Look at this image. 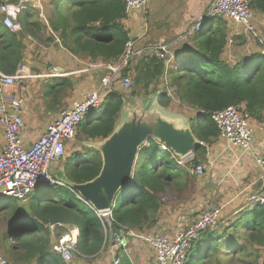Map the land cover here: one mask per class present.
<instances>
[{
	"label": "trees",
	"instance_id": "16d2710c",
	"mask_svg": "<svg viewBox=\"0 0 264 264\" xmlns=\"http://www.w3.org/2000/svg\"><path fill=\"white\" fill-rule=\"evenodd\" d=\"M50 4L51 14L43 12L47 25L31 5L24 17H17L20 31H10L0 22L2 72L13 74L23 63L26 34L37 37L39 31L47 29L78 58L103 64L120 60L129 39L121 22L125 16L123 0H50ZM249 6L254 30H234L235 26L223 18H209L206 27L194 31L189 42L173 43L164 58L147 56L144 67L134 74L128 62L116 85L122 87V77H127L131 86L107 93L102 104L89 111L77 126L76 135L81 140L102 139L118 122L126 96L158 91L160 106H176L187 114L191 130L201 142L192 151V161L183 167L168 149H161L162 145L152 138L146 140L137 153L129 184L115 196L110 223L115 231L151 228L171 194L193 188L190 163H203L206 147L219 136L211 118L213 112L244 104L250 116L264 124V0H249ZM30 10L32 13H27ZM49 39L54 40L52 36ZM50 82V89L56 91L74 86L67 78ZM79 154L77 162L68 157L63 166L66 178L75 183L92 179L101 168L97 151L82 147ZM38 191L40 199L29 215L17 200L0 196V222L8 224L7 229L0 230V252L13 264H65L53 244L67 232L62 227L67 225L79 230V252L96 254L109 228L104 231L102 218L93 208L66 187L46 186ZM263 251L264 205L252 203L234 219L220 220L204 229L192 240L184 264H229L235 259L264 264Z\"/></svg>",
	"mask_w": 264,
	"mask_h": 264
},
{
	"label": "crops",
	"instance_id": "0c3cea01",
	"mask_svg": "<svg viewBox=\"0 0 264 264\" xmlns=\"http://www.w3.org/2000/svg\"><path fill=\"white\" fill-rule=\"evenodd\" d=\"M34 1L39 3V7H34L38 11V17L47 25V20L43 16V12L45 11V14L48 15L52 11L50 0ZM153 1H155V4H151V0H148L145 11H135L129 20L122 21L125 29L128 31V37L135 42L136 46L160 41H173L174 46L179 43L185 44L189 42L192 39L191 36L193 37V32H190L191 26L204 13L209 3V0ZM2 3L11 5L8 8V13L15 20H17L18 16L24 17L28 10L18 11L15 7L18 4V0H0V4ZM27 13H32V11L30 10ZM160 15L166 16L167 20L169 19L168 25L163 23ZM2 16L0 12L1 23ZM251 17L254 19V15H251ZM258 21H261V19ZM228 23L231 26H235L229 21ZM241 28L243 27H233L234 30ZM50 36L54 40L49 39ZM58 42L56 34L50 33L48 29L39 31L37 37L29 34L24 36L25 49L23 63L18 67H22L25 72L29 73L30 77L25 78L20 83H16L12 87V90L22 98L21 113L24 126L21 137L25 146H29L35 138L41 135L46 124L54 120L61 110L69 107L73 100L82 99L88 92L97 89L100 86L101 78L107 74L105 64L101 62L91 63L88 60L78 58ZM146 57L145 55L131 61L129 68L132 74L136 73V69L144 67L147 61ZM86 64H88L86 67L87 71H80V73L74 72L75 70L85 69L84 66ZM90 65L92 67H89ZM52 67L63 69V72L67 74L64 76H50L49 73ZM61 78L71 80L74 83L72 89L64 88L57 91L50 89V81ZM131 96H126L125 98ZM178 113L187 116L185 113ZM261 130L258 132L257 127L254 128V141L247 150L230 146L220 135L213 144L206 147L205 161L202 164L204 165V170L207 171H205V177L208 176L211 183H214L213 190L216 199L219 196L217 190L220 193L231 191L229 186L233 185V179L229 177L234 175L238 170L239 172H237L235 178H239L240 184L245 191L254 183L259 186L261 192L264 190L262 173L255 163L256 156H264V125ZM2 143L3 138L0 130V146ZM67 145L68 143L66 142V147ZM190 156L193 155L190 154ZM187 158L183 162L189 161L192 157ZM59 160L54 162L50 169L51 175L55 178L59 177L60 170L63 169L64 165V160L63 163ZM57 164L59 165L57 166ZM252 168L258 171V177H249L248 171H251ZM208 184L210 185V183ZM246 195L247 193H244L243 197L239 196L235 198L231 196L230 198L228 197L229 199L227 198V201L230 200V203L226 207L225 213H229L226 219H234L236 215L245 212L250 206L244 208L246 205L244 203ZM224 200L226 201L225 197H221L219 204ZM233 202L239 204L243 202L244 205H239L235 208ZM178 212H180L178 216L166 219L161 208L158 215L159 220L157 219L154 226L149 229H144V231L119 230L114 233L111 230L112 228H109L106 232V237H104L102 247L96 254L75 257L73 262L74 264H153L155 262V255L151 247L137 237L129 234L128 231L145 233L149 236L162 234L167 237H172L178 229L191 224L195 220H189L186 214L182 216L181 208L178 209ZM62 227L66 231L70 228L67 225H63ZM50 228L52 229L53 226ZM51 237L53 238V235Z\"/></svg>",
	"mask_w": 264,
	"mask_h": 264
},
{
	"label": "built area",
	"instance_id": "2783aa9c",
	"mask_svg": "<svg viewBox=\"0 0 264 264\" xmlns=\"http://www.w3.org/2000/svg\"><path fill=\"white\" fill-rule=\"evenodd\" d=\"M123 1L125 3V16L121 22L129 20L135 11H145L148 5V0ZM28 5L39 7V3L34 0H18L15 7L18 11H25ZM9 6L11 5L7 3L0 4V12L3 15L2 24L10 31H20V22L8 13ZM214 17L223 18L235 26H242L246 30H253L250 23L249 0H209L204 13L191 26V32L201 30L208 19ZM172 44L173 41H160L136 46L135 42L129 38L120 60L115 64L104 65L107 74L101 78L100 86L88 92L82 99L73 100L69 107L61 110L54 120L46 124L42 134L35 138L29 146L24 145L21 137L24 126L21 113L22 98L14 93L12 87L30 75L22 67H18L13 74H7L0 70V130L3 138V143L0 146V196L24 201L32 191H38L39 188L46 186L66 187L75 193L64 181L53 177L50 173L52 164L64 156L66 142L74 138L77 126L86 114L97 109L102 104L105 95L115 89L117 79L121 78V69L128 62L145 55L158 60L162 59L166 54H169ZM51 70L50 76L67 74L58 71L56 67H52ZM80 71L84 72L87 69L75 70L74 72L80 73ZM131 83L130 79L122 77L121 85L125 90L131 86ZM211 118L219 135L230 146L239 147L243 150L251 147L254 141V126L252 117L245 109L244 104L229 105L213 112ZM160 148L165 150L162 146ZM188 156L179 159V161ZM191 157L193 158V156ZM191 159L187 162H191ZM255 163L263 177L264 156H256ZM190 171L201 174L204 171V165L202 163H190ZM251 199L254 203H264V198H259V196H252ZM95 212L102 218L103 223L106 219L103 225L105 231V224L110 225L112 210ZM219 219L220 209L214 208L198 215L191 224L178 229L172 237L162 234L149 236L133 231H128V233L151 247L155 255L153 264H184L185 255L192 240L196 239L204 229L214 226ZM78 235V228L70 227L53 244L54 252L61 257L65 264H74V258L82 256L77 247ZM116 239L118 240V238ZM0 264L11 263L0 255Z\"/></svg>",
	"mask_w": 264,
	"mask_h": 264
},
{
	"label": "water",
	"instance_id": "95a60500",
	"mask_svg": "<svg viewBox=\"0 0 264 264\" xmlns=\"http://www.w3.org/2000/svg\"><path fill=\"white\" fill-rule=\"evenodd\" d=\"M148 138L157 141L177 159L192 154L194 147L201 144L191 130L188 117L160 106L156 93L131 96L123 100L118 122L109 135L82 140L84 148L97 151L101 157L98 174L86 182L75 183L61 169L57 178L95 211L112 210L115 196L129 184L137 153ZM111 230L116 232L114 228Z\"/></svg>",
	"mask_w": 264,
	"mask_h": 264
},
{
	"label": "rangeland",
	"instance_id": "374dc122",
	"mask_svg": "<svg viewBox=\"0 0 264 264\" xmlns=\"http://www.w3.org/2000/svg\"><path fill=\"white\" fill-rule=\"evenodd\" d=\"M151 4H155V1L151 0ZM160 17L162 18L163 23L168 25L167 23H169V19L167 20V17L163 16V15H160ZM251 20H252V17L250 19V23L252 24ZM205 25L203 28L206 27ZM190 32H191V28H190ZM192 34H194V33H192ZM169 35H171V34H169ZM191 38H192V36H191ZM150 58H154V57H150ZM87 66H88V64H86L84 67L86 68ZM115 89H122V87L118 83V85H115ZM154 93L157 94L158 91H155ZM173 104H174V102L172 103V105ZM169 110H171L172 112H176V113L179 112V110L176 106L169 107ZM252 123L255 124L253 126H254V128L257 127L258 132L262 131L261 129H263L264 124L259 123L257 120H255L253 118H252ZM76 136L77 135H75V138L72 141L67 142L68 145L66 147L65 154L59 160L61 163H63V160H66V158H68V157H69V159H72L73 163L79 159V157H80L79 153L82 152L83 145H82L81 137L80 136L76 137ZM206 152H207V148H206ZM205 156H206V153H205ZM188 158H191V156H189ZM184 160L178 161V163H180V165L183 167H184L183 164L186 163V162H183ZM58 165L59 164H57V166ZM188 171L190 172V175L193 176V178H194L193 188L190 189V186H189L186 189H184L183 191H181L180 193H173V194H171L172 196L170 195V198L168 199L169 202H166V204L162 207L163 215H165L164 217L166 219L167 218L171 219V217L178 216L180 213V212H178L179 208H181L182 216H183V214H186L189 217V220H192V221L198 215H200L204 212L210 211L214 208H219L220 209L219 221L220 220L226 221V220H228V219H226V217L229 215V213H225L226 207L230 203V200L227 201L228 197L229 198L231 196H234L235 198L239 197V196L243 197V194L247 193L246 200L244 202V203H246V205L244 206V208H246L247 206L254 203L251 199L252 196H259V198H264V190L261 192L259 190V186H257L255 183L251 187H249L248 190L245 191L243 186H241V184H240L239 178L238 177L235 178V176L237 175V172H239V170L234 175L229 177L230 179H233V185L229 186V188H231V191H228V192L225 191L223 193H220L217 190V194L219 193V196L217 199L214 197V190H213V184L214 183H211V180L208 176L205 177V174L207 172L206 170H204L203 173H201V174H195V173L193 174L192 171H190V170H188ZM248 175H249V177L250 176L258 177V171L256 169L252 168L251 171H248ZM206 181L208 183H210V185ZM243 181H245V180H243ZM50 188H52V187H50ZM40 195H41L40 191H32V193L27 197L26 200L18 201V203H19L20 207L26 208L25 211L29 215L30 212L32 211V209L37 204L38 200L40 199ZM221 197H225L226 201L224 200L222 203L219 204ZM244 203L242 202L239 204L237 202H235V203L233 202V204H235V208L238 207L239 205H244ZM262 204L264 205V203H262ZM111 219H112V217H111ZM111 219L109 220L110 223H111ZM105 226H106L105 230H106V228H111L110 225L105 224ZM7 227H8V224L6 222H0V230H5V229H7ZM116 232H114V233H116ZM0 255L2 257H4L9 263L13 264L5 254H2L0 252ZM220 261L224 262V258L220 257ZM226 263H228V262H226ZM229 264H245V263L240 262L237 259H235V260H232L231 262H229Z\"/></svg>",
	"mask_w": 264,
	"mask_h": 264
}]
</instances>
